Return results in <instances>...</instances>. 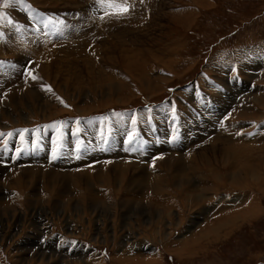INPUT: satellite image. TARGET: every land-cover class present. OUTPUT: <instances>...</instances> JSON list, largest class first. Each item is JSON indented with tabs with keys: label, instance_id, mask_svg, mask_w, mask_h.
<instances>
[{
	"label": "rangeland",
	"instance_id": "1",
	"mask_svg": "<svg viewBox=\"0 0 264 264\" xmlns=\"http://www.w3.org/2000/svg\"><path fill=\"white\" fill-rule=\"evenodd\" d=\"M80 2L77 6L71 5L72 7H68L67 5L65 7L60 4L59 0H0V13L3 14L0 17V23L1 19H3V24L5 21L7 22L6 19L10 20L8 18L10 14L19 20L21 26L25 22L29 23L31 20H35L38 26L40 25L41 35L49 36L50 33L52 35L55 33V43L64 39L60 34L64 32V29L60 27V23L65 24L61 13L65 17L68 13L71 14L69 15L71 20L66 18V40L72 43L70 46L62 48L53 46L55 51L50 49L48 56L45 55L43 58L44 64L49 65V68H47V73L50 75L47 78L48 80H45L46 77H44L43 72H41L43 77L41 74V77L37 76L39 73L33 67L35 59L26 61L25 67H23L24 70L21 73L16 71L17 76L21 74L22 81H27L24 84L25 86H29L28 81H31L30 85L36 87L44 83V89L51 85L55 90V93L50 92V99H53L50 100L47 97H43V99L55 109L43 106L45 111L41 114L35 115L34 118H30V114L29 118H26V116H23L22 111L24 110L20 107L11 112L7 111L12 103L7 101L4 104V111H1L3 115L0 117L1 124L8 125L10 120L15 123L9 129H6V141L2 142L5 145H3V150L1 149L0 153V167L7 169H14L15 167V172L18 169L30 168L34 164L39 165L41 168L36 166L34 169L38 170L33 169L34 171L19 174L18 179L23 185H11L10 181L4 183L3 188L7 192L10 189L18 194L21 191L29 190L32 194H38L30 196V198L13 199L15 194L8 200V206L10 203L13 204V200H15L16 206L19 208L32 210L29 213L24 210L23 219L19 217V211L15 214L18 217L13 219L10 215L11 212L4 211L6 204H0V210L3 212V214L0 212V264H45V262L49 264L45 260L39 262V260L34 259L36 257L31 253L35 250L40 251L42 246L45 249H43L44 252L52 253L53 250L47 243L51 237L56 238L54 244L57 245L67 244L65 238H71L74 241L73 245L71 244L72 246L68 247L69 254H63L65 257L68 256L67 259H71L70 251L73 254L76 253L77 250H74L75 247H78V244H75L76 242L84 244L83 248L80 247L83 252L90 247V252L87 253L86 257L79 258L76 261L79 264H92L91 258H94L95 261L98 260L100 264H264V131L262 130L264 129V0H105L103 3L100 0H80ZM107 2L126 6L128 10L122 12L118 8L108 7ZM5 4L8 6L4 7ZM76 9H79L80 12ZM108 9H110L109 12ZM82 13L88 15V22L79 23L80 20H76ZM43 22H46V25ZM77 25L78 27H76ZM75 28L78 29L77 32L72 31ZM35 29L39 32V29ZM80 35L81 37H79ZM128 37L130 40L127 39ZM79 42L85 44L90 42L88 47H91L95 42L94 45L99 44V49L96 53H88L84 50L88 54L79 51L78 54H75L74 60L73 57L68 55V48L71 47L70 51L74 52L76 50L74 45L76 43L78 45ZM50 43L52 44V41ZM18 44H22L24 48L30 50L22 42H18ZM89 56L96 60L92 65L91 63L86 64L85 59ZM13 58L19 59L18 56L15 58L13 55H7L0 58V60L4 62L5 59L10 62ZM59 63L62 65L72 64L74 65L72 67L76 66L78 68H70V70L67 68L62 74L57 75L56 81L53 82V80L51 81L53 79L51 73L58 71L56 66ZM15 67L19 68V64ZM62 68L60 67L59 70ZM66 79L68 80L66 81ZM147 81H149V86L153 85L154 87L147 88L145 85ZM118 84L120 90L116 89L119 86ZM108 92L113 95L107 96ZM7 93L8 91L4 92L3 95ZM227 95L232 98L230 99L232 102L230 100L229 102L233 105L236 104L237 107L229 106V110L225 112L223 119L229 121L230 124L235 123L233 125H236L239 129L233 137L242 133L238 141L240 144L244 142L242 145L246 144L248 148H252L254 151L247 153L246 149L239 150V160L237 156L234 157L231 154L230 157V154L227 153L223 162L222 155L217 150L214 152L205 149L210 145V141L196 142L193 135L184 134L180 127L192 122L194 118L200 120L197 112L199 106L203 107L207 113L217 112L219 106L213 101L221 97L227 98ZM240 97L242 100L243 98L246 99L245 108L237 102ZM43 99L41 103H44ZM250 107L258 108L253 110ZM242 109L245 111L244 113ZM251 110L257 112L258 115H253ZM231 112L237 116L233 117V115L231 117ZM162 116L163 118H161ZM257 116H260V118ZM161 121H163V124L167 122L165 130L170 132H168L169 138L173 137L176 132H180L183 139L182 143H186L187 147L186 149L185 147L182 148V158L184 157L183 159L187 161L191 160L197 170H203L207 177L205 182L208 181L207 183L211 184L210 187L213 190L206 191L203 188L198 190L196 195H198L197 197L202 196V198L200 200L198 198L197 203L196 198L193 195L191 196V193L187 190L182 189L177 193L169 187L171 183L164 179H157L154 184L156 182L158 189L149 194L148 197L156 203L158 201L162 202V199L166 197L172 199L171 204L166 205V210L158 207V209H154V205L149 207L147 204L149 201L140 199L139 193L136 195L137 198L125 201L126 208L120 210V206L116 202L119 199H128L129 188L127 185L131 176L123 178V186L121 185V189L115 191L113 188L106 189L108 188L106 184L95 183L99 179L96 176L97 171L82 175L74 174V172L82 171L83 168H91L100 161L93 162L89 160L85 162L80 160L77 164L56 166L67 159L66 155L68 153L64 151L65 148L62 149V142L66 136L71 138L72 141H70L73 143V147H71L73 154H68L67 157L75 161L78 157L77 150L79 151L80 146L84 147L85 139L90 136L88 135L89 128H94L93 138L96 137V144L99 146L100 142L105 144L103 150H105L106 141L113 132H127H121L123 135L122 142L126 146L132 143L134 145L133 151L137 149V145L143 147L147 145L148 148L153 145L158 136V132L154 128ZM47 126L52 130L49 135L45 132ZM115 128L117 130H114ZM83 129L87 130V133H83ZM11 130H14V132H10ZM261 130L263 134L259 132ZM224 133L226 132L218 134L221 138L229 136V132ZM41 136L42 138L39 140ZM186 136L188 140H186ZM49 138L50 143L47 148L49 150L46 156L49 157L47 159L45 157V163L42 160H32L28 154L40 152L42 148L39 146L47 147L46 144ZM213 138L216 139L217 137ZM221 138L216 139L214 149L225 144L230 145L227 148L234 145L232 140H228L223 144L219 140ZM110 139L116 140V137ZM206 139L208 138L206 137ZM242 139L243 141H241ZM253 140L257 142L254 144L252 143ZM156 142L157 144L160 143L159 141ZM257 144L258 146H256ZM115 146L112 145L110 148L113 149ZM90 151L91 149L87 150L89 153ZM89 155L90 159L94 157L93 154ZM60 158L62 159L61 162L58 161ZM154 158L157 157L152 159ZM136 160V158L133 159L134 162H137ZM151 161L153 160L148 161L147 164ZM250 162L254 163L252 164V171L248 174L247 171L250 170L248 163ZM103 163L104 160H102L104 166ZM243 164L247 165L242 167L246 176L239 180L247 186L242 187L243 184L239 181L236 182L238 179L234 181L226 180L229 171L231 176L234 175L239 178L236 174L239 171V166ZM13 165L15 166L13 167ZM232 167L233 171L230 170ZM49 168H53L52 171H47ZM160 169L164 170L165 167H160ZM213 171L219 172V178H222L220 181L213 175ZM106 172L109 176H113L112 169H107ZM62 173H66L68 176L60 175ZM190 178H192V175ZM7 179L12 180L11 176H8ZM194 179H196L195 176ZM194 179L192 180L194 181ZM68 182L78 183L76 188L82 192L73 197L75 199L78 197L84 198L85 207L96 211L106 210L109 202L99 199L96 194L102 195L99 191H93L91 194L93 197L89 196L83 191V186L89 183L93 187L95 183V185H99L103 193L104 190H107L105 191L107 195L104 193L105 195L102 196L106 198L110 195L108 199H111L114 204L116 203L114 206L118 212L117 214L111 205L109 207L111 212L105 213V217L110 223L112 213L114 214L113 230L110 228L109 223L106 227H101L99 224L84 226L87 223L85 217H83V221L80 219L79 222L72 216L71 221V223L77 224L78 222L80 226H83L85 230L82 233H72V229L76 228L75 226L72 225L71 228L61 224L58 218L60 211L58 210L69 206L67 202L69 195L64 196L61 189ZM213 185H217V189L213 188ZM242 201L251 204L252 207L246 210L238 204ZM90 202L93 205L100 202L101 206L95 208ZM150 209L152 213L149 211ZM165 211L171 213L166 214ZM252 211H254V214ZM143 212L148 213L142 215ZM161 213L175 219L173 223L175 222L176 225L172 224V227H169L168 230L167 226L169 224L166 223L169 220L168 217H165L164 214V217L161 218L163 221H160V223H163L165 233L170 232L168 236H163L162 233V237H160L159 234H156L155 225L158 222L154 225L151 223V218L155 220L158 217L157 215ZM148 214L152 215L151 218L148 217ZM122 215L128 222V226L132 227L130 233L137 232L141 226L144 228L146 242H143V244L139 242L138 244L132 236L128 238L126 244L124 243L122 240L124 236L123 229L126 230L127 228H123V224L120 225L123 220ZM237 215L243 217L237 219ZM95 217L97 218V216ZM95 217H90V219L94 221ZM133 219L137 220V223ZM67 221V225H71L70 220ZM212 223L213 226H211ZM4 226L5 228H2ZM100 228H106L105 233L107 236L105 240L102 237L94 239L100 235L98 234ZM3 229H6L5 232H3ZM10 230L13 234L16 233L13 235ZM6 233L8 236H6ZM32 233L33 236L27 237ZM31 240H33V243H31ZM47 244L49 248H46ZM29 246H32V251L27 250ZM151 246L153 249H151ZM54 251L53 254L60 257L58 253H62L60 246L56 247ZM89 253L92 254V256L89 255L91 258L88 257Z\"/></svg>",
	"mask_w": 264,
	"mask_h": 264
},
{
	"label": "bare ground",
	"instance_id": "2",
	"mask_svg": "<svg viewBox=\"0 0 264 264\" xmlns=\"http://www.w3.org/2000/svg\"><path fill=\"white\" fill-rule=\"evenodd\" d=\"M35 1V0H34ZM39 1V0H38ZM31 2H33V1H31ZM59 2H61L60 4H62L63 6H67L68 5V7H70L71 5H73V6H77L78 4H80L81 2H80V0H59ZM83 2V1H82ZM147 2V1H146ZM84 3V2H83ZM108 3V2H107ZM145 4V3H144ZM133 5V4H132ZM64 7V8H65ZM72 7V6H71ZM96 8V7H95ZM80 9V8H79ZM79 9H76V11H78ZM106 9V8H105ZM104 9V10H105ZM109 10L110 9H108V12H109ZM130 10V9H129ZM70 12V11H69ZM79 12H80V10H79ZM78 12V13H79ZM34 13V12H33ZM33 13H31V14H33ZM64 13H66V12H64ZM67 14V13H66ZM80 14V13H79ZM69 15H71V14H67V17H65V15L64 14H62L61 13V16L63 17V19L62 20H64L65 21V24L63 25V22H61L60 23V27H62L63 29H64V32H61L60 34L62 35V37L64 38L63 40H59L58 42H56L55 43V38H54V34L52 35V33H50V35L49 36H46V35H41V32H40V25L38 26V24H37V22L35 21V20H31V22H29V23H24L23 24V26H21L20 24H19V20H17V18H15L13 15H11L10 14V16H8V18H10V20H8V19H6L7 20V22L5 21V23L3 24L2 23V21H3V19H1V23H0V33H1V37H0V58H4L5 56H7V55H13L15 58L18 56V58L19 59H14L13 58V60H11L10 62L9 61H6L5 59H4V62H1V60H0V117H2L3 115H2V112L1 111H4V104H6V102L7 101H10V103H11V105H10V107L7 109V111H9V112H11V111H13V110H16L17 108H21V109H23L24 111H22L23 112V116H26V118H29V116H30V114H31V116H30V118L31 117H33L34 118V116L35 115H37V114H41L43 111H45V107H43V106H47L48 108H54V107H52L48 102H46L44 99H43V97H47V98H49L50 99V92H54L55 90H53V88H52V86L50 85V86H48L46 89H44V87H43V85H44V83H41L40 85H37V87L36 86H33V85H30V82L31 81H28V83H29V86H25L24 84L27 82V81H22V77H21V74H20V76H17V74H16V71H20V73H21V71H23L24 70V68L23 67H25L24 66V64H25V62L27 61L28 62V60L30 61V60H33V59H35L36 61L35 62H33V67H34V69L36 68V70L38 71V75L37 76H39V77H41L40 76V74H41V72H43L44 74H45V76L44 77H46L45 78V80L48 78V77H50V75H49V73H47V68H49V65H45L44 64V60H43V58L45 57V55H47L48 56V54L50 53V49L52 50V51H55L54 50V48H53V46L54 47H58V48H62V47H64V46H70V44H72L71 42H68L67 40H66V38H67V34H66V32H67V23H66V18H67V20L68 19H70V17L71 16H69ZM73 15H76V14H73ZM60 16V17H61ZM80 17L78 18L77 17V19L76 20H80V22L79 23H84V22H88L89 21V17H88V15H86V14H84V13H82V15H79ZM61 17V18H62ZM75 17V16H74ZM73 17V18H74ZM5 18V17H4ZM32 18V17H31ZM33 19V18H32ZM84 19V20H83ZM41 20H42V18H41ZM40 20V21H41ZM71 20V19H70ZM74 20V19H73ZM92 20V19H91ZM8 21H11V22H8ZM68 22V21H67ZM8 23V24H7ZM42 23V22H41ZM49 23H51V21H49ZM43 24L44 25H46V22H43ZM76 27H78V25L76 26ZM12 28L14 29V33L12 32ZM35 28H37V29H39V32L38 31H36V29ZM131 28V27H130ZM77 28H75L74 30H72L73 32H77ZM122 31V30H121ZM126 32V31H125ZM123 34V33H122ZM127 35V34H126ZM79 37H81V35L79 36ZM61 38V37H60ZM78 38V37H77ZM76 38V39H77ZM74 39V38H73ZM72 39V40H73ZM127 39H129V37L127 38ZM130 40V39H129ZM52 41V44L50 43ZM56 41H57V39H56ZM77 41V40H76ZM18 42H22L24 45H27L29 48H30V50H27L26 48H24L23 46H22V44H18ZM61 43H64V44H61ZM89 43L90 42H87V44H85L84 42H79L78 43V45H77V43L74 45V47L76 48V50L74 51V52H71L70 51V49H71V47H69L68 48V55L69 56H71V57H73V59L75 60V54H78V52L80 51V52H83V53H85V54H88L89 52H93V53H96L97 51H98V49H99V44L98 45H94L95 44V42L91 45V47H88L89 46ZM81 45H82V47H81ZM127 49H128V47H127ZM88 51V53H86L85 51ZM73 51V50H72ZM261 56V55H260ZM127 60V59H126ZM85 61H86V64L88 63V64H90L91 63V65L92 64H94L95 62H96V60L93 58V57H91V56H89L88 58H86L85 59ZM17 64H19V68H16L15 67V65H17ZM87 64V65H88ZM250 64V63H249ZM254 64V63H253ZM170 65V64H169ZM72 66H74V65H72V64H68V65H62V64H58L57 66H56V69L58 70V71H53L51 74L53 75V79H51V81L53 80V82L54 81H56L55 80V78L56 77H58L57 75H59V74H62L63 73V71H65L67 68H69L68 70H70V68H73V69H77L78 67H72ZM261 66V65H260ZM60 67H63L62 69H60L59 70V68ZM248 68V67H247ZM16 69H19V70H16ZM55 69V70H56ZM239 69V68H238ZM247 70V69H246ZM26 72V71H25ZM248 72V71H247ZM66 73V72H65ZM255 73V72H254ZM239 74V73H238ZM241 74V73H240ZM239 74V75H240ZM248 74V73H247ZM42 75V74H41ZM68 75V74H67ZM76 75V74H75ZM242 75V74H241ZM250 75V74H249ZM248 75V76H249ZM257 75V74H256ZM252 76V75H251ZM19 77V78H18ZM42 77H43V75H42ZM52 77V76H51ZM254 77V76H253ZM261 77V76H260ZM262 78V77H261ZM62 79V78H61ZM64 79V78H63ZM39 80V79H38ZM48 80V79H47ZM68 79H66V81H67ZM262 80V79H261ZM258 81H260L259 79H258ZM40 82H42V81H40ZM52 82V83H53ZM72 82H73V80H72ZM155 82V81H154ZM202 82V81H201ZM149 81H147V83L145 84L146 86H147V88H149V87H154L153 85H151V86H149ZM262 83V82H261ZM31 84H33V83H31ZM225 84H226V82H225ZM224 84V85H225ZM54 85L55 86H58V85H56L55 83H54ZM61 85V84H60ZM119 85V84H118ZM226 86H228L227 84H226ZM262 86V85H261ZM95 87H96V85H95ZM232 87V86H231ZM235 87V86H234ZM243 87V86H242ZM257 87V86H256ZM57 88H59V86L57 87ZM49 89H50V91H49ZM117 90H120V85L116 88ZM228 89V88H227ZM235 89V88H234ZM259 89V88H258ZM229 90V89H228ZM232 90V89H231ZM242 90H243V88H242ZM242 90H240V91H242ZM254 90H256V89H254ZM8 91V93L6 94V95H3V93L4 92H7ZM225 91V90H224ZM121 92V91H120ZM228 92V91H227ZM226 92V93H227ZM235 92V91H234ZM242 92H244V91H242ZM261 92H262V90H261ZM55 93V92H54ZM235 94H236V92H235ZM238 94V93H237ZM245 94V93H244ZM108 95H110V96H112L113 94L111 93V92H108L107 93V96ZM237 96V95H236ZM252 96V95H251ZM181 97V96H180ZM245 97V96H244ZM253 97H256V96H253ZM263 97V96H262ZM111 98V97H110ZM43 99V101H44V103H41V100ZM53 99V98H52ZM52 99H50V100H52ZM230 99H232L230 96H228L227 95V98H223V97H221L220 99L218 98V99H216V101H213V102H215L218 106H219V110L217 111V112H210V113H207L206 112V110L203 108V107H198V114L200 115H198V119H200V120H197V118L195 119L194 118V120L192 121V122H188V123H186L185 125H182L180 128H181V131H183L184 132V134H186V135H188V134H191V135H193L194 136V138L196 139L195 141L196 142H200V141H210L209 143H210V145H208L207 146V148H205V149H208V150H211V151H218V153L219 154H221L222 155V160H223V162H224V158L227 156V153H229L230 155V157H231V154L234 156V157H238V160H239V158H240V156H239V154H238V151L239 150H242V149H246L245 151L247 152V153H252L253 151H254V149H252V148H248L247 146L248 145H246V144H244V145H242V144H240V142L238 141V138L241 136V134L239 133L236 137H233L234 136V134L235 133H237V129H239L236 125H233V124H235V123H233V124H230L229 123V121H225L224 119H223V116L225 115V112L227 111V110H229V106H232V107H237V106H235V105H233V104H231L230 102H232ZM250 99H252V98H250ZM256 99V98H255ZM229 100H230V102H229ZM241 97L239 98V101H237L238 103H240L241 104V106L243 107V108H245V105L247 104H245V102H246V99L245 98H243V100H242V102H241ZM259 101H260V99H259ZM262 101V100H261ZM55 102V101H54ZM111 102V101H110ZM236 102V103H237ZM253 102V101H252ZM263 102V101H262ZM48 103V104H47ZM237 103V104H238ZM264 103V102H263ZM252 104V103H251ZM260 104H262V103H260ZM240 106V105H239ZM248 106H250V105H248ZM241 107V108H242ZM254 107V106H253ZM249 108V107H248ZM251 109H253V110H257V108H252V107H250ZM55 109V108H54ZM191 109V108H190ZM235 109V108H234ZM247 109V108H246ZM51 110V109H50ZM157 110V109H156ZM197 110V109H196ZM243 110V109H242ZM57 111V110H56ZM155 111V110H154ZM237 111H239V110H237ZM247 111V110H246ZM22 112H20L19 111V113L20 114H22ZM233 112H234V110H233ZM233 112H231V114H230V116L232 117L233 115V117H235V116H237V115H235V114H233ZM245 111L243 110V113H244ZM251 112H252V114L253 115H258V113L257 112H255V111H252L251 110ZM57 113V112H56ZM236 113H238V112H236ZM240 113V112H239ZM16 114H18V113H16ZM162 114V113H161ZM160 114V115H161ZM263 114V113H262ZM15 115V114H14ZM245 115H246V113H245ZM190 116V115H189ZM249 116V115H248ZM11 117V116H10ZM257 117H259L260 118V116H257ZM161 118H163V116L161 117ZM112 119V118H111ZM193 119V118H192ZM16 120V119H15ZM14 120V121H15ZM114 120V119H113ZM118 120V119H117ZM121 120V119H120ZM161 120V119H160ZM21 121V120H20ZM115 121V120H114ZM170 121V120H169ZM231 121V120H230ZM67 122V121H66ZM83 122V121H82ZM92 122V121H91ZM234 122H235V120H234ZM240 122V121H239ZM15 122H13V120H10L9 122H8V125H3V124H1V121H0V153H1V149L3 150V145H5V144H2V142H5L6 140H5V138H6V132H7V130L6 129H9L10 128V126H12V124H14ZM96 123V122H95ZM118 123V122H117ZM116 123V124H117ZM120 123H122V122H120ZM167 123V122H166ZM166 123L165 124H163V121H161L160 122V124L159 123H157V125L155 126L156 128H154L155 130H156V132H158V136H157V139H156V141H159L160 143L159 144H157V142L155 141H152V142H154L153 143V145H151L150 146V148H148L147 147V145H145L144 143V145H145V147H143V146H141V145H137L136 147H137V149H134L133 151H132V149L134 148V145L131 143V144H128L127 146L124 144V142H122L123 140H122V133L121 132H123V131H119V132H113L112 134H111V136L109 137V139L106 141V146H105V150H103V148H104V143H101L100 142V146L98 145V144H96V137L95 138H93L94 136H93V129L94 128H89L88 129V132H89V134L88 135H90L89 136V138L87 137L86 139H85V143H84V147H81L80 146V149H79V151L77 150V153L76 154H78V157L76 158V160L74 161V160H70V157H67V155L68 154H73V151H72V148L71 147H73V143L71 142L72 141V139L71 138H69L68 136H66L63 140V142H62V149L63 148H65L64 149V151H66L68 154L66 155V158L67 159H64L63 160V162L61 163V164H57L56 166H62V165H70V164H77V163H79L80 162V160H84L85 162H87V161H93V162H95V161H100V163H95L91 168H83L82 169V171H77V172H74V174H78V175H82V174H84V173H89V172H94V171H97V174H96V176L99 178L98 179V181L97 182H95V183H99V184H106L107 186H108V188H106V189H110V188H113L115 191H118V190H120L121 189V185H122V182H123V178H125L126 176H131V178L128 180L129 181V183H128V185H127V187L129 188V194H128V196H127V198L128 199H126L125 197V199H119V201L118 202H116V203H118L119 205L118 206H120V210H124L123 208H126V202L125 201H128V200H132V198H137V194L141 197L140 199H144L145 201L147 200V201H149V202H147V204H148V206L150 207L151 205H154V209L155 208H162V209H164V210H166V205L167 206H169L170 204H171V202H172V199H169L168 197H166V198H164V199H162V202H159L158 201V203H156V202H154L153 200H152V198H150V197H148L149 196V194H151V193H153V192H155L157 189H158V187H157V184H156V182H155V184H154V181H156L157 179H164V180H166L167 182H169V183H171V184H169V187L170 188H172L173 190H175V192H180L182 189L183 190H187L188 192H190L191 194V196L193 195L195 198H196V203H197V200H198V198H199V200L202 198V196H200V197H197L198 195H196L197 194V192H198V190H200V189H204V190H206V191H209V190H213L210 186H211V184L209 185L207 182H205V179L207 178L206 177V175H205V172L203 173V170H197V168H196V166H195V164H192L191 163V160L190 161H187V160H184L183 158H182V152H183V150H182V148L183 147H185V149L187 148L186 147V143H182V138H181V136H180V132H179V134H177L178 132H176V134H174L173 135V137H170L169 138V136H168V132L165 130V126H167L166 125ZM111 124H112V122H111ZM123 124V123H122ZM169 124V123H168ZM248 124H250V123H248ZM16 125V124H15ZM114 125V124H113ZM240 125V124H239ZM252 125V124H251ZM116 126V125H115ZM15 127V126H14ZM95 127V126H94ZM117 127V126H116ZM123 127V126H122ZM246 127H249V126H246ZM96 128V127H95ZM113 128V127H112ZM131 128V127H130ZM168 128V127H167ZM182 128H184V130H182ZM252 128V127H251ZM169 129V128H168ZM179 129V128H178ZM114 130H117L116 128L114 129ZM122 130V129H121ZM241 130H243V129H241ZM254 130V129H253ZM253 130H251V131H253ZM263 131H264V129H262ZM262 130L261 131H259L260 133H262L263 134V132H262ZM83 131V133L84 132H86L87 130H82ZM95 131V130H94ZM129 131V130H128ZM152 131V130H151ZM245 131H247V130H245ZM10 132H14V130H11ZM9 132V133H10ZM29 132V131H28ZM48 135L52 132V130H50V127H48L47 126V130L45 131ZM222 132H229L228 134H229V136L231 135V137H229V136H226L225 138L223 137V138H221V136H219V134L218 133H222ZM258 132V133H259ZM87 133V132H86ZM123 133H127V132H123ZM170 133V132H169ZM226 133H224V134H226ZM252 133V132H251ZM257 133V132H256ZM14 134V133H13ZM250 134V133H249ZM222 135V134H221ZM11 136V135H10ZM31 136V135H30ZM247 136H248V134H247ZM246 136V137H247ZM254 136V135H253ZM260 136V135H259ZM18 137H20V136H18ZM112 137H116V140H111L110 138H112ZM187 137V136H186ZM185 137V138H186ZM206 137L208 138V139H206ZM213 137H217V138H221V139H219V140H221L222 141V143L223 144H225L226 143V141L228 142V140H232V141H234L233 143H234V145L232 146V147H230V148H227V147H229L230 145L229 144H225V145H222V147H216L217 149H214L215 148V141H216V139L215 138H213ZM249 137V136H248ZM257 137V136H256ZM22 138V137H21ZM27 138V137H26ZM42 138V136L39 138V140ZM242 138V137H241ZM245 138V137H244ZM243 138V139H244ZM253 138V137H252ZM176 139V140H175ZM243 139L241 140V141H243ZM254 139H255V137H254ZM21 140V139H20ZM71 140V141H70ZM175 140V141H174ZM186 140H188V137H187V139ZM248 140V139H247ZM252 140V139H251ZM250 140V141H251ZM255 140H257V138L255 139ZM8 141V140H7ZM236 141H238V142H236ZM244 141H245V139H244ZM254 141V140H253ZM10 143H11V141H9ZM129 142V141H128ZM248 142V141H247ZM257 142V141H256ZM255 141L254 142H252V143H256ZM49 143H50V138L48 139V141H47V147H45V146H43V147H41V146H39L40 148H42V150H40V152L39 151H37L36 153L37 154H35V153H31V154H28V156L32 159V160H42V161H44V163H45V157L48 155V150H47V148H48V145H49ZM130 143V142H129ZM221 143V144H222ZM248 143H250V142H248ZM7 144V143H6ZM135 144V143H134ZM139 144V143H138ZM198 144V143H197ZM89 147H88V146ZM112 145H116L113 149H116V150H113V149H111L110 147L112 146ZM227 145V146H226ZM246 145V146H245ZM252 145V144H251ZM251 145H249L250 147H251ZM7 146V145H6ZM64 146V147H63ZM68 146V147H67ZM243 146H245V147H243ZM255 146V145H254ZM256 146H258V144L256 145ZM77 147V146H76ZM255 148V147H254ZM89 149H91V151H90V153L89 152H87V150H89ZM76 150V149H75ZM249 150V151H248ZM28 152V151H27ZM50 152H52L51 150H50ZM89 154H93V158H91L90 159V155ZM155 154V155H154ZM6 155V154H5ZM51 155H52V153H51ZM50 155V156H51ZM53 155H54V153H53ZM62 155V154H61ZM59 156V155H58ZM194 156V155H193ZM229 156H228V158H229ZM249 156V155H248ZM49 157V156H48ZM48 157H46V159L48 158ZM63 157H64V155H63ZM153 157H157V158H154V159H152ZM233 157V158H234ZM61 158H62V156H61ZM59 159L58 161H60L61 162V160L62 159ZM134 158H136L137 160V162H134L133 161V159ZM232 158V159H233ZM6 159V158H5ZM8 159V158H7ZM55 160V159H54ZM102 160H104V166L102 165ZM150 160H153V161H151L150 163H148L147 164V162L148 161H150ZM229 160H230V158H229ZM14 161V160H13ZM106 161V162H105ZM233 161V160H232ZM47 162V161H46ZM15 163V162H14ZM13 163V164H14ZM208 163H209V160H208ZM240 163H241V161H240ZM239 163V164H240ZM243 163V162H242ZM254 162H250V163H248V166L250 167V170L249 171H247L248 172V174H249V172L250 171H252V164H253ZM105 164H106V166H105ZM231 164V163H230ZM143 165H144V167H143ZM246 164H243V165H240L239 166V171H240V174H239V171H237V176H239V178H236L234 175H232L231 176V174H230V171L229 172H227V174H228V177L226 178V180H230V181H234V180H237L236 182H240L241 184H243L242 185V187H244V185H246L247 186V184H245V183H243L242 181H240L239 179H241V178H243V177H245L246 175L244 174V172H243V166H245ZM15 165H13V167H14ZM40 167L39 165H36V164H34L32 167H30V168H25V169H18V171L17 172H15L14 171V169H15V167H14V169L13 168H5V167H0V204L1 205H4V204H6V206H5V209H4V211L5 212H11V217L14 219V218H16V217H18V216H16L15 214H16V212L17 211H19V217H21L22 219H23V217H24V210L25 211H27L28 213L29 212H31L30 210H26V209H22V208H19L18 206H16V202H15V200H13L14 201V203L13 204H9V206L7 205L8 203H9V201L8 200H10L16 193H14V191L13 190H10V189H8L7 187V189H8V192L5 190V188H3V186H5V182H8V181H10L9 183L11 184V185H15V186H20V185H23V184H21V181H19V179H18V175L19 174H21V173H24V172H30V171H34V170H38V169H34V167ZM46 166V165H45ZM52 166V165H51ZM247 166V165H246ZM44 167V166H43ZM55 167V166H54ZM160 167L161 168H164L165 167V169L164 170H162V169H160ZM249 167H247V168H249ZM18 168V167H17ZM41 168V167H40ZM235 168V167H234ZM34 169V170H33ZM52 169L53 168H49L47 171H52ZM104 169H105V172H104ZM107 169H112L113 170V176H109L108 174H107V172H106V170ZM199 169H201V168H199ZM233 169V167L230 169V170H232ZM237 169H238V167H237ZM42 170V169H41ZM234 170V169H233ZM232 170V171H233ZM52 173V172H51ZM55 174H57V173H55ZM255 174V173H254ZM253 174V175H254ZM60 175H63V176H68L66 173H62V174H60ZM191 175H192V178H190L191 177ZM213 175L216 177V179H218L219 181L222 179V178H219L220 177V175H219V172L218 171H213ZM10 177L11 176V178H12V180H8L7 179V177ZM190 176V177H189ZM194 176H195V178L196 179H194ZM236 178V179H235ZM5 179V180H4ZM95 179H97V178H95ZM192 179H194V181L192 180ZM215 179V180H216ZM2 180H4L3 182H1ZM242 180V179H241ZM236 182H234V183H236ZM95 183H94V185H93V187H92V184H89V183H87V184H85L84 186H83V191L84 192H86L89 196H91V197H93L91 194H92V192L93 191H99V193H101L102 195H105L106 193H105V191H107V190H104V193L102 192V189L99 187V185L97 186V185H95ZM260 183H261V179H260ZM259 183V184H260ZM77 184L78 183H73V182H68V183H66V184H64L63 186H62V189H61V193L62 194H64V196H66V195H69L68 196V198H67V202H68V204H69V206L67 207V208H63V209H60V210H58V211H60V213L58 214V218L60 219V221H61V224H63V226L64 225H66L67 227H71L72 225L73 226H75L76 228H73L72 229V233L73 232H84V228H83V226H80L79 225V223L77 222V221H79L80 219H81V221H83V217H85L86 218V224L84 225V226H88L89 224H91V225H100L101 227H106V225L109 223L110 224V228H112V230H113V225H112V222H114L113 221V217H114V214L112 213V216H111V223H110V221H108L107 220V217H105V213H107V212H111V210H109V207L112 205L113 206V209H114V211L115 212H117V210L115 209V204L113 203V201L111 200V199H108L109 198V196L107 197L106 196V198L104 197V196H102V195H99L98 193H96L97 194V196L99 197V199L101 200V201H107V202H109L108 203V208L106 209V210H104V211H96V210H93V209H90V208H86L85 207V201H84V198H81V197H78L77 199H75L73 196L74 195H77L79 192H81L80 190H78L76 187H77ZM201 184V185H200ZM79 186V185H78ZM102 186V185H101ZM123 186V185H122ZM219 186V185H218ZM104 187V186H103ZM182 187V188H181ZM213 188H215V189H217V185H213L212 186ZM239 187V186H238ZM81 188V187H80ZM234 188V187H233ZM43 190V189H42ZM78 190V191H77ZM40 191V190H39ZM108 191H112V190H108ZM215 191V190H214ZM35 192V191H34ZM42 193V192H41ZM82 193V192H81ZM80 193V194H81ZM109 193V192H108ZM114 193V192H113ZM38 194V193H37ZM36 193L35 194H32L29 190H27V191H21L20 193H18V194H16L15 195V197L13 198V199H21V198H30V196H33V195H37ZM80 194H79V196H80ZM241 194V193H240ZM239 194V195H240ZM107 195V194H106ZM115 195H116V193H115ZM226 195V194H225ZM83 196H85L84 194H83ZM94 196H96V195H94ZM187 196V195H186ZM221 196V195H220ZM36 197V196H35ZM34 197V198H35ZM118 197V196H117ZM170 198H172L171 196H169ZM190 197V196H189ZM39 198H41V197H39ZM120 198V197H119ZM187 199V198H186ZM236 199V198H235ZM237 199H238V197H237ZM185 200V199H184ZM246 200V199H245ZM193 201V200H192ZM124 202V203H123ZM143 202V201H142ZM90 204L93 206V207H95V208H97V207H100L101 206V203L99 202V204H94L93 205V203L92 202H90ZM146 204V205H147ZM188 204V203H187ZM240 206H243L244 208H246V210L247 209H250V207H252V205L251 204H246V202H240V203H238ZM254 204H255V202H254ZM228 205H230V204H228ZM161 206V207H160ZM234 206H236L235 204H234ZM179 207V206H178ZM183 207V206H182ZM237 207V206H236ZM148 208V207H147ZM157 208V209H158ZM238 208V207H237ZM21 209H22V211H21ZM46 209V208H45ZM113 209H112V211H113ZM149 209V208H148ZM243 209V208H242ZM8 210V211H7ZM42 210H44V209H42ZM161 210V209H160ZM252 210V209H251ZM127 211V210H126ZM138 211V210H137ZM140 211V210H139ZM150 212H151V209L149 210ZM156 211V210H155ZM170 211V210H169ZM169 211H167V212H169ZM205 211V210H204ZM0 212H2L1 210H0ZM35 212V211H34ZM33 212V213H34ZM49 212V211H48ZM52 212H54V211H52ZM55 212H57V211H55ZM50 213V212H49ZM48 213V214H49ZM97 213H99L100 215H102V216H100V215H98ZM129 213V212H128ZM148 213V212H147ZM147 213L146 212H143L142 213V215H147ZM152 213V212H151ZM150 213V214H151ZM154 213V212H153ZM165 213H166V211H165ZM164 213V214H165ZM171 213V212H170ZM170 213H166V214H170ZM180 213V212H179ZM252 213L254 214V211H252ZM1 214V213H0ZM2 214H3V212H2ZM38 214V213H37ZM117 214H118V212H117ZM155 214V213H154ZM164 214L163 213H161V214H158L157 216V218L154 220V218H151V216L148 214V217H150L151 219H152V225H154L155 223H157L158 222V224H156L155 225V232H156V234H159V236L160 237H162V233H163V236L165 235V236H168L169 234L168 233H170V232H166L165 233V231H164V226H163V223H160V221H163V219L161 220V218H163L164 217ZM165 214V217L167 216ZM29 215V214H28ZM33 215V214H32ZM89 215V216H88ZM242 215V214H241ZM241 215H237V219H239V218H242L243 216H241ZM252 215V214H251ZM2 216V215H1ZM38 216V215H37ZM41 216V215H40ZM49 216H50V214H49ZM75 217V219H77V221L76 220H74V221H76L77 222V224L76 223H71V221H72V219H73V217ZM95 216H97V218L95 217ZM123 216V215H122ZM133 216V215H132ZM5 217V216H4ZM48 217V216H47ZM90 217H95V220L94 221H92L91 219H90ZM116 217V216H115ZM168 217V221L166 222L167 224H169L168 226H167V229L169 230V227H172V224H175L176 225V223L174 222L173 223V220L175 221V219H172V218H169V215L167 216ZM173 217V216H172ZM181 217V216H180ZM200 217V216H199ZM198 217V218H199ZM20 218V219H21ZM56 218V217H55ZM140 218V217H139ZM195 218V217H194ZM5 219V218H4ZM28 219V218H27ZM26 219V220H27ZM51 219V218H50ZM108 219H109V217H108ZM150 219V220H151ZM196 219V218H195ZM6 220V219H5ZM25 220V219H24ZM33 220V219H32ZM45 220V219H44ZM56 220V219H55ZM67 220H70V223H71V225H67L68 224V221ZM119 220V219H118ZM139 220V219H138ZM145 220V219H144ZM143 220V221H144ZM147 220V219H146ZM149 220V221H150ZM164 220H166L165 218H164ZM190 220V219H189ZM229 220H231V219H229ZM21 221V220H20ZM28 221H29V219H28ZM30 221H31V219H30ZM35 222H36V220H34ZM49 221H51V220H49ZM116 221V220H115ZM133 221H135V219H133ZM137 221V220H136ZM135 221V222H136ZM1 222V221H0ZM15 222V221H14ZM18 222V221H17ZM80 222V221H79ZM125 222H127L126 221V219H124V216H123V220H122V222L120 223V225L121 224H123V228H127L126 230H129V231H126V230H124L123 228V232H124V236H123V238H122V240L124 241V243L126 244L127 243V241H128V238L129 237H132L133 236V238H135V241L139 244V242H141V244H143V242H146L147 240H146V234H145V230H144V228H142V226H141V228H139L138 229V231L137 232H132V233H130V229H132V227H129L128 226V222H127V224H125ZM132 222V221H131ZM146 222V221H145ZM191 222V221H190ZM235 222V221H234ZM16 223V222H15ZM24 223V222H23ZM45 223V222H44ZM46 223H47V221H46ZM84 223V222H83ZM137 223V222H136ZM139 223H140V221H139ZM10 224V223H9ZM17 224V223H16ZM19 224V223H18ZM29 224V223H28ZM33 224V223H32ZM36 224H38L37 222H36ZM115 224V223H114ZM143 224V223H142ZM145 224V223H144ZM7 225H8V223H7ZM11 225V224H10ZM15 225V224H14ZM42 225V224H41ZM53 225V224H52ZM138 225V224H137ZM224 225V224H223ZM226 225V224H225ZM29 226V225H28ZM33 226V225H32ZM148 226V225H147ZM178 226V225H177ZM187 226V225H186ZM189 226V225H188ZM187 226V227H188ZM211 226H213V223L211 224ZM227 226V225H226ZM0 227H1V224H0ZM23 227V226H22ZM42 227V226H41ZM45 227V226H44ZM118 227V226H117ZM145 228H146V226H144ZM2 228H5V226L4 227H2ZM12 228V227H11ZM30 228V227H29ZM38 228V227H37ZM36 228V229H37ZM66 228V227H65ZM72 228V227H71ZM109 228V229H110ZM138 228V227H137ZM195 228V227H194ZM220 228V227H219ZM218 228V229H219ZM9 229H10V227H9ZM35 229V230H36ZM44 229H46V228H44ZM70 229V228H69ZM118 229H120L119 227H118ZM153 229H154V227H153ZM166 229V230H167ZM186 229V228H185ZM217 229V228H216ZM223 229V228H222ZM221 229V230H222ZM225 229V228H224ZM4 230V229H3ZM6 230V229H5ZM5 230L3 231V232H5ZM8 230V229H7ZM24 230V229H23ZM31 230V229H30ZM29 230V231H30ZM46 230H48V229H46ZM73 230H75V231H73ZM86 230H87V227H86ZM115 230H116V228H115ZM191 230V229H190ZM1 231H2V229H1ZM11 231V233L13 234V232H12V230H10ZM22 231V230H21ZM28 231V230H27ZM95 231V230H94ZM172 231V230H171ZM214 231H216L215 229H214ZM15 232V231H14ZM36 232V231H35ZM41 232V231H40ZM53 232V231H52ZM66 232H68L67 230H66ZM106 232V228L105 229H103V228H100V229H98V234H100L99 236H97V237H95L94 239L96 240L97 238H100V237H102V238H104V240L106 239V236H107V234L105 233ZM1 233V232H0ZM16 233V232H15ZM14 233V234H15ZM18 233V232H17ZM26 233V232H25ZM28 233V232H27ZM30 233V232H29ZM45 233V232H44ZM43 233V234H44ZM71 233V234H72ZM183 233V232H182ZM7 234V233H6ZM5 234V235H6ZM8 234H9V232H8ZM8 234L6 235V236H8ZM13 234V235H14ZM38 234V233H37ZM43 234H42V236H43ZM70 234V235H71ZM86 234V233H85ZM84 234V235H85ZM90 234H92V233H90ZM97 234V235H98ZM120 234V233H119ZM150 234V233H149ZM4 235V234H3ZM12 235V236H13ZM17 235V234H16ZM26 235V234H25ZM49 235V234H48ZM79 235V234H78ZM89 235V234H88ZM29 236H33V233H32V235H27V237H29ZM73 236V235H72ZM80 236H82V235H80ZM118 236V235H117ZM151 236V235H150ZM155 236V235H154ZM206 236V235H205ZM26 237V238H27ZM61 237V236H60ZM76 237H77V235H76ZM79 237V236H78ZM91 237V236H90ZM5 238V237H4ZM12 238V237H11ZM79 238H83V237H79ZM28 239V238H27ZM48 239V238H47ZM109 239V238H108ZM113 239H114V237H113ZM62 240H63V238H62ZM65 242L67 243V244H54V242L56 241V238L54 237H51L50 238V240H48L47 241V243L49 244V246L52 248L51 250H53V252H55L54 251V249L56 248V247H58V246H60V249L62 250V253H60V252H58L59 254H60V257H57L55 254H53V252L52 253H50V254H48V253H46V252H44L43 251V249H44V247L42 246V248L40 249V251L39 250H35V251H33L31 254H33V256H35L36 258H34V259H37V260H39V262H40V260L42 261V260H45V261H47L49 264H59V263H65V264H79V263H76V261L77 260H79V258H84V257H86V255H87V253L88 252H90L89 250H90V247L89 248H87L88 250L87 251H85V252H83V249H81L80 247L82 246V248H83V246H84V244L83 243H80V242H76L75 244H78V247H75L74 248V250H77L76 251V253H72V251H70V253H71V259H67V255L69 254L68 253V247H70V245L72 244L73 245V240H71V238H68V239H66L65 238ZM85 240V239H84ZM101 240V239H100ZM115 240H116V238H115ZM119 240H120V237H119ZM98 241V240H97ZM102 241V240H101ZM2 242V241H1ZM30 242V241H29ZM29 242H26V243H29ZM122 242V241H121ZM25 243V244H26ZM31 243H33V240H31ZM38 243V242H37ZM98 243H99V241H98ZM108 243V242H107ZM148 243V242H147ZM8 244V243H7ZM11 244V243H10ZM9 244V245H10ZM48 244L46 245V248H49V246H48ZM118 244V243H117ZM119 244H121V243H119ZM195 244V243H194ZM14 245H15V243H14ZM40 245V244H39ZM71 245V246H72ZM123 245V244H122ZM196 245H198V244H196ZM26 246H27V244H26ZM138 246V245H137ZM9 247V246H8ZM19 247V246H18ZM65 247L67 248L66 250H65ZM6 248V247H5ZM22 248V247H21ZM18 249V248H17ZM34 249V248H33ZM151 249H153L152 248V246H151ZM186 249V248H185ZM19 250V249H18ZM27 250L28 251H32V246H29L28 248H27ZM45 250V249H44ZM149 250H150V248H149ZM14 251V250H13ZM16 251V250H15ZM19 251H21V250H19ZM64 251H66V252H64ZM57 253V252H56ZM12 254H14V253H12ZM63 254H67L66 255V257L63 255ZM123 254H125V253H123ZM26 255V254H25ZM24 255V256H25ZM74 255V256H73ZM89 255L90 256H92V254L91 253H89L88 254V257H89ZM23 256V257H24ZM28 256V255H27ZM79 256V257H78ZM23 257H20V258H23ZM73 257H75V258H73ZM31 258V257H30ZM89 258H91V257H89ZM25 259V258H24ZM28 259H29V257H28ZM27 259V260H28ZM80 259V260H81ZM23 260V259H22ZM26 260V259H25ZM91 260H92V264H95L96 262V264H98L99 263V261L97 260V261H95V259L94 258H91ZM15 261V260H14ZM19 261V260H18ZM29 261H30V259H29ZM65 261V262H64ZM17 262V261H16ZM25 262V261H24ZM16 264H18V263H16ZM21 264V263H20ZM23 264V263H22ZM27 264V263H26ZM31 264V263H30ZM45 264H46V262H45ZM100 264V263H99Z\"/></svg>",
	"mask_w": 264,
	"mask_h": 264
},
{
	"label": "snow or ice",
	"instance_id": "3",
	"mask_svg": "<svg viewBox=\"0 0 264 264\" xmlns=\"http://www.w3.org/2000/svg\"><path fill=\"white\" fill-rule=\"evenodd\" d=\"M100 2L103 3V2H105V0H100ZM7 6H8L7 4L4 5V7H7ZM108 7H115V8H118V9H120L122 12H126V11L128 10L126 6L118 5V4H114V3H111V2L108 3ZM2 16H3V14L0 13V17H2ZM9 22H11V21H9ZM33 79H35V77H33ZM49 91H50V89H49ZM61 103H63V101H61Z\"/></svg>",
	"mask_w": 264,
	"mask_h": 264
}]
</instances>
